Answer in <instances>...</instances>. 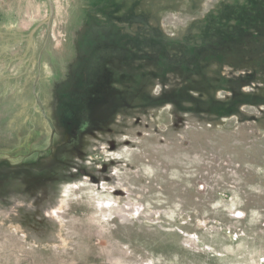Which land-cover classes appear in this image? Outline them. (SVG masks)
<instances>
[{
  "label": "rangeland",
  "instance_id": "obj_1",
  "mask_svg": "<svg viewBox=\"0 0 264 264\" xmlns=\"http://www.w3.org/2000/svg\"><path fill=\"white\" fill-rule=\"evenodd\" d=\"M0 114V264H264V0H0Z\"/></svg>",
  "mask_w": 264,
  "mask_h": 264
},
{
  "label": "trees",
  "instance_id": "obj_2",
  "mask_svg": "<svg viewBox=\"0 0 264 264\" xmlns=\"http://www.w3.org/2000/svg\"><path fill=\"white\" fill-rule=\"evenodd\" d=\"M1 115V114H0ZM2 116L4 117V115L2 114ZM0 120H2V119H0ZM5 121H8V120H5Z\"/></svg>",
  "mask_w": 264,
  "mask_h": 264
}]
</instances>
